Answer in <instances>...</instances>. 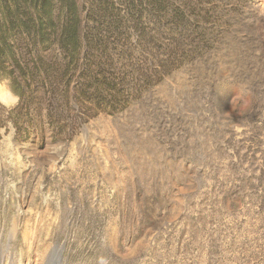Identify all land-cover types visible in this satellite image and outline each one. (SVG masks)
Returning a JSON list of instances; mask_svg holds the SVG:
<instances>
[{
  "label": "rangeland",
  "instance_id": "374dc122",
  "mask_svg": "<svg viewBox=\"0 0 264 264\" xmlns=\"http://www.w3.org/2000/svg\"><path fill=\"white\" fill-rule=\"evenodd\" d=\"M197 2L206 40L126 110H0L1 264H264V0Z\"/></svg>",
  "mask_w": 264,
  "mask_h": 264
},
{
  "label": "trees",
  "instance_id": "16d2710c",
  "mask_svg": "<svg viewBox=\"0 0 264 264\" xmlns=\"http://www.w3.org/2000/svg\"><path fill=\"white\" fill-rule=\"evenodd\" d=\"M197 1L0 0V73L28 119L44 107L57 136H72L191 61L215 10Z\"/></svg>",
  "mask_w": 264,
  "mask_h": 264
},
{
  "label": "clouds",
  "instance_id": "9594fccd",
  "mask_svg": "<svg viewBox=\"0 0 264 264\" xmlns=\"http://www.w3.org/2000/svg\"><path fill=\"white\" fill-rule=\"evenodd\" d=\"M23 103V98L13 86L12 76L0 73V110L5 114H13ZM7 128L14 134L15 126L12 120L7 121ZM97 264H110L107 257H97Z\"/></svg>",
  "mask_w": 264,
  "mask_h": 264
},
{
  "label": "bare ground",
  "instance_id": "6f19581e",
  "mask_svg": "<svg viewBox=\"0 0 264 264\" xmlns=\"http://www.w3.org/2000/svg\"><path fill=\"white\" fill-rule=\"evenodd\" d=\"M55 165V163H54ZM29 232L28 228L26 227L24 230H23V235H27ZM15 235V232L12 233V236ZM57 246H53V247H50L46 250V255H48L51 259V263L53 264H60V252H61V249H57L56 251V254H53L56 250ZM2 262V255L0 254V264Z\"/></svg>",
  "mask_w": 264,
  "mask_h": 264
}]
</instances>
